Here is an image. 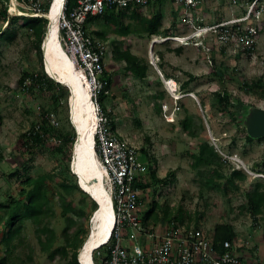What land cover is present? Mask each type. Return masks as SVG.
Listing matches in <instances>:
<instances>
[{
	"label": "rangeland",
	"instance_id": "rangeland-1",
	"mask_svg": "<svg viewBox=\"0 0 264 264\" xmlns=\"http://www.w3.org/2000/svg\"><path fill=\"white\" fill-rule=\"evenodd\" d=\"M0 6L7 7L3 1H0ZM13 10H15L14 7L10 8L11 13H15ZM141 10L140 18H150L161 13V29L165 30L172 27L173 15L178 17L177 20L182 18L184 9L167 1L163 5L148 6ZM202 11L199 15L203 17L202 13L207 14L208 24L230 19L236 13L240 14L239 8L231 9L224 0H207ZM131 15H133L132 12ZM11 17L8 14L10 22ZM140 18L139 20H134L130 16L126 18V23L131 27L129 34L124 37L115 33L117 29L113 25L105 26L104 19L94 23L90 31L105 30L108 37V41L104 44L107 50L105 67L112 77L113 85L111 94L104 100L103 105L112 112L114 129L138 148L148 168L154 165V162H148L145 153L142 152L143 148L147 150L150 157H154L158 178H164L167 172L173 171L175 174L174 181L158 188L156 194L151 190L145 194L143 199L145 204L141 215L144 216L150 210L152 202L156 201L170 214H175L181 209L184 215L192 217V222L197 214L201 215L199 228L209 235L213 234L216 224L229 222L235 227L234 243L239 247L247 246L254 250L259 240L264 237V215L255 223L249 215L241 214L239 207L246 201L243 191L259 181L257 179L259 177L249 175L244 166L249 169L253 164H261L264 156V141L259 142L256 139L253 143L246 142L238 132V123L246 128L247 120L253 112L257 109L264 110V100L259 99L257 95L248 97L240 90L243 82L259 77L264 78V30L260 32L255 51L249 56L247 53L240 52L239 55L234 47L223 46L211 39L214 37L200 41L198 45L177 41L161 42V36L157 35L146 37L147 35H143L144 31L140 26ZM19 20L14 23L17 29L26 19L19 18ZM178 23L181 22L176 21L177 29L174 30L173 35L176 32L187 34V27L184 24H180L179 27ZM262 23L264 24V20ZM6 26L7 22L0 21V27L4 29ZM116 44L121 50L129 48L133 54L146 62L148 66L146 79L139 80L123 72L124 64L117 63L113 58L112 51ZM179 47L183 48L180 55L168 50ZM161 54L163 55L161 61L154 65L151 57L154 55V58H159ZM160 63L163 64V69L159 68ZM26 70L38 71V58L32 49L31 39L28 38L26 32L19 29L17 38L12 44L4 40L0 41V156H2L0 158V202H4L9 193L15 196L18 194L19 182L14 178L9 179L6 174L11 171L7 169L8 166L15 167L23 161V157L18 153L20 134L28 130L34 121L38 122L37 119L43 107L50 108V102L46 97L40 98V96L22 93L18 81ZM214 71L218 74L214 75ZM190 76L195 77V80L186 88L187 93H185L181 90V85L187 82ZM222 76H225L224 82L221 79ZM169 79L176 81L177 92H172L167 86L166 82ZM64 88L66 91L62 93L64 97L60 108L56 110L57 116L53 113L58 121L56 126L63 125L67 131L73 129L76 134L70 121V90L67 87ZM220 88H226L232 94L235 105L237 101L234 99H244L246 106L237 112L238 117L235 123L227 114L222 115L218 107L213 104V92ZM162 94L163 97H161ZM66 95H68L67 102ZM201 99L206 102L204 108L200 105ZM181 104H184L195 121L203 122L205 131L199 139L189 137L182 130L180 122L184 119V113ZM163 109L169 114L177 111L176 117L169 116L170 121L174 118L173 122L166 121ZM232 138H236V146L233 149L230 148ZM202 141L213 145L223 157L229 152L233 154L230 156L238 160L229 159L222 173L229 176L236 168L247 174L249 178L247 182L241 184V191L233 192L225 197L201 185L203 176L192 168L191 154ZM53 143L51 141L47 146ZM72 150L73 147L71 153ZM30 164L31 167L43 172H53L57 168L55 160L49 156L48 151H44V154H36ZM262 170L264 171L263 167ZM70 171H72L71 165ZM30 173L35 174L33 169ZM147 176H149V171ZM60 180L61 178L56 179L58 182ZM83 198H85V211L90 213L93 210L90 197L87 199L76 194L69 199L78 204ZM53 209L57 217L51 221V225L56 234L60 236L65 227V220L59 216L62 206L58 197L55 199ZM155 219L158 220L155 224L158 228L155 229L160 232L162 229L159 223L163 221L162 224H166L160 210L153 216L152 221L154 222ZM90 221L91 218L89 221L84 219L79 221V224L83 223L88 233L91 229ZM153 222L150 225L154 226ZM19 239L23 242L19 245L18 240L14 241L17 247L10 256V264H21L22 262L25 264H67L65 260L58 259L52 262L41 253L34 236V227L30 223L26 224ZM263 244L264 239L261 240V248L258 252L260 254L264 253ZM4 250L5 247L2 245L0 256ZM103 251L104 249L101 250L102 254H104ZM28 256L32 259L28 260ZM96 256L99 257L98 253L94 252L93 257Z\"/></svg>",
	"mask_w": 264,
	"mask_h": 264
},
{
	"label": "trees",
	"instance_id": "trees-1",
	"mask_svg": "<svg viewBox=\"0 0 264 264\" xmlns=\"http://www.w3.org/2000/svg\"><path fill=\"white\" fill-rule=\"evenodd\" d=\"M163 0H159L153 5H163ZM75 5L74 0H68V7ZM151 5V6H153ZM142 7L137 6L133 9L128 8L119 12L108 11L102 16L89 17L85 24V29L91 37H95L100 40L103 44L108 41V37L105 30L90 31V28L100 19L106 21L105 26L113 25L117 29L120 36H127L130 32V24L126 23V18L131 17L134 20H139L140 12ZM201 9L200 12L202 11ZM131 12L133 15H131ZM135 13V14H134ZM184 13V10L183 12ZM203 16L207 14L202 13ZM24 18V17H23ZM177 16L173 15L172 27L162 30V16L161 13L146 18H140V26L143 28L146 37L157 35L161 37L173 36L174 30L177 29L176 21ZM26 20L22 21V24L17 28L14 25L15 22L20 21L18 17H11L8 21V14L6 8L0 6V21L5 23L7 26L3 29L0 27V41L4 40L9 44L15 42L19 29L22 32H26L29 39L32 41V49L36 53L38 58L39 70L30 71L26 70L22 73L18 84L22 88V93L25 95H36L40 98L46 97L50 102V108H44L41 110V114L37 119L38 122L34 121L30 128L20 134L18 142V153L23 157L21 164H16L15 167L8 166L6 176L9 179H16L19 182L18 194L12 195L9 193L4 202H0V247L4 245L5 250L0 256V264H10V256L17 247L14 243L18 240V244H22L21 232L25 228L26 224L30 223L34 227V236L40 247V251L47 257L48 260L54 262L58 260H65L67 264H79L78 255L88 239L89 233L84 228L81 221H89L93 211L97 209V204L89 198L78 186L76 177L70 171L71 163V148L73 147L76 134L73 131H67L63 125L54 126L50 115L56 114V110L60 108L61 100L64 97L66 90L63 86L57 84L52 80L44 71V61L42 44L46 35V29L48 22L44 18H31L25 17ZM179 24V23H178ZM14 25V26H13ZM14 27V29H11ZM264 30V24L261 23L260 32ZM169 42V41H167ZM225 46V45H223ZM226 48V47H224ZM256 48V46H255ZM169 51L176 52L178 55L182 54L183 48L179 47L176 49H168ZM255 51L246 52L249 56ZM241 53V52H240ZM239 53V55H240ZM113 58L117 63H123L122 70L125 74H131L134 78L144 80L147 77L148 66L146 62L139 56L133 54L129 48L121 50L116 44L112 51ZM238 55V56H239ZM163 55L159 57L161 61ZM159 68L163 69V64H159ZM163 74V72H162ZM214 75L218 74L214 71ZM168 76V75H166ZM223 82L225 76H222ZM105 87L99 94V103L105 114L111 120L113 126L112 112L109 111L104 105V100L110 96L113 81L109 72L105 70L101 78ZM195 77L190 76V79L181 85V90L187 93L186 88L190 85ZM240 90L246 96L257 95L259 99L264 100V78L259 77L252 81L243 82ZM189 92V91H188ZM163 97V94L162 96ZM214 106L218 107V111L225 115L230 116L232 122H237V112L246 106L243 102L244 99H234L237 101L236 105L233 101V96L225 88L213 92ZM67 102L68 95L65 96ZM200 105L202 108L206 107V102L201 99ZM183 109L184 119L181 120L180 125L182 130L191 138L199 139L202 133L205 131L203 122L195 121L193 116L189 113L188 109L181 104ZM180 108V109H181ZM54 113V114H53ZM54 116V117H55ZM1 121V117H0ZM238 132L241 134L245 141L253 143L254 139L251 137L244 125L238 123ZM53 141L54 143L50 146L48 143ZM147 141V139H146ZM257 141H264V138L257 139ZM236 146V138H232L231 149ZM44 151H48L49 156L56 162V170L53 172H43L38 168L31 167V161L36 154H44ZM143 154L149 163L152 161L154 165L149 167V176L143 182L138 183L144 191H152L156 194L158 188L166 186L168 183L174 181V172H167L164 178H158L156 171V162L154 157H150L147 150L143 148ZM228 156L233 155L227 153ZM192 156V168L198 171V174L203 176L201 185L204 188L215 190L227 197L233 192H239L242 189V185L248 180L247 174L241 169H233L229 176L222 173V169L227 166L228 159L223 157L218 150L207 141H202L198 144L195 151L191 154ZM2 158V156H0ZM264 156L261 160V164H253L249 169L255 173H264ZM34 170L35 174L32 175L30 172ZM57 178H61L58 182ZM255 179V178H254ZM256 181L250 186L249 189L243 191L245 202L239 207L241 214H247L252 217L255 223L258 222L260 217L264 215V180L257 178ZM50 182L52 184H50ZM56 190V192H55ZM80 194L87 199H90L93 210L90 213L85 211V198L80 203L75 204L70 197ZM86 195V196H85ZM62 206V210L59 214L60 217L65 220V227L58 236L51 225V221L57 217L53 206L56 198ZM163 213V219L166 223H174L176 226H188L191 224L196 229H200V222L202 216L197 214L192 222V217L184 215L182 210L179 209L175 214H170L169 211L162 207L156 202H152L150 210L142 216L143 226L145 228H156L157 219L153 222V216L157 211ZM153 222L154 226L150 225ZM163 222V221H161ZM79 224V225H78ZM213 242L217 251H222V246L225 242H235V227L229 222H223L216 224L213 229ZM106 246H104L105 250ZM244 247H238V250L242 252ZM28 260L32 259L31 256L27 257ZM95 264H101L100 257L93 258ZM21 264H25L22 262Z\"/></svg>",
	"mask_w": 264,
	"mask_h": 264
},
{
	"label": "built area",
	"instance_id": "built-area-1",
	"mask_svg": "<svg viewBox=\"0 0 264 264\" xmlns=\"http://www.w3.org/2000/svg\"><path fill=\"white\" fill-rule=\"evenodd\" d=\"M5 3L9 14L48 19V13L55 0H0ZM68 7L64 0L58 15V39L64 52L76 63L78 70L89 79L90 96L95 106V153L104 170V181L111 197L114 226L112 237L102 254L97 250L101 264H245L242 252L234 242H225L222 251H217L213 237L193 225L180 226L174 223L163 225L162 231L143 226L141 210L144 191L138 186L148 176L147 162L132 143L121 136L99 103V94L105 87L101 79L105 70L106 47L88 35L85 24L89 17H98L108 11L119 12L141 6L146 8L159 0H74ZM182 7L184 13L180 24H184L187 34L176 32L170 37H161V42L177 41L198 45L201 39L211 38L225 46H232L237 53L253 51L260 35L264 20V0H224L231 8H239L240 14L233 15L214 24H208L206 16L199 13L207 0H163ZM14 7L15 13L10 8ZM20 7V9H19ZM18 8V10H17ZM153 64L159 58L151 57ZM172 80L166 82L170 88ZM175 91L177 85L174 83ZM178 109V108H177ZM166 121L173 116L163 109ZM52 124L57 119L50 115ZM174 120V118H173ZM218 150V149H217ZM228 160L233 156H224ZM252 177L264 180V173H254L244 166ZM143 203V204H142Z\"/></svg>",
	"mask_w": 264,
	"mask_h": 264
},
{
	"label": "bare ground",
	"instance_id": "bare-ground-1",
	"mask_svg": "<svg viewBox=\"0 0 264 264\" xmlns=\"http://www.w3.org/2000/svg\"><path fill=\"white\" fill-rule=\"evenodd\" d=\"M63 1L55 0L47 16L49 25L43 46L44 60L48 74L70 90L71 121L78 132L73 170L79 175L83 190L99 204L94 211L91 236L80 251L82 264H95L93 252L110 240L114 214L111 197L105 186V172L94 149L95 106L89 93L91 83L85 73L78 70L75 61L64 52L58 39V15ZM174 88V81H171L172 92Z\"/></svg>",
	"mask_w": 264,
	"mask_h": 264
},
{
	"label": "water",
	"instance_id": "water-1",
	"mask_svg": "<svg viewBox=\"0 0 264 264\" xmlns=\"http://www.w3.org/2000/svg\"><path fill=\"white\" fill-rule=\"evenodd\" d=\"M43 46H44V43L42 45V51H43V55H44ZM44 64H45V60H44ZM46 72H47V70H46ZM246 129H247L248 134L251 137H253L254 139L264 138V110L257 109V110H255L253 112L252 116L250 118H248V120H247ZM77 141H78V134H77V137H76V142H75L74 147H73V154H72V159H71V170H72L71 172H72L73 175H75L79 179V175L76 174L74 172V170H73V164H74V160H75V153H74L75 151H74V149H75V145H76ZM78 185L80 186V189L83 192L87 193L86 191L83 190V188L81 186V183H80V179H79ZM87 195H89L90 198L94 202H96L98 204V202L95 199H93L90 194L87 193ZM98 206H99V204H98ZM92 220L93 219H91V222H92ZM91 232H92V230H91ZM90 236H91V233H90L89 237ZM84 245H83V248H84ZM78 263L82 264V262L80 261V254L78 255Z\"/></svg>",
	"mask_w": 264,
	"mask_h": 264
},
{
	"label": "crops",
	"instance_id": "crops-1",
	"mask_svg": "<svg viewBox=\"0 0 264 264\" xmlns=\"http://www.w3.org/2000/svg\"><path fill=\"white\" fill-rule=\"evenodd\" d=\"M160 223H159V225L161 226V229H162V226L165 224H162V222H160ZM157 228L158 227H156V229ZM263 239H264V237L259 240V242L257 243L256 249L252 250V248H249L246 246L242 250V255H243V259H244L245 264H264V253H262V254L258 253L260 248H261V240H263ZM262 246H264V244Z\"/></svg>",
	"mask_w": 264,
	"mask_h": 264
},
{
	"label": "clouds",
	"instance_id": "clouds-1",
	"mask_svg": "<svg viewBox=\"0 0 264 264\" xmlns=\"http://www.w3.org/2000/svg\"><path fill=\"white\" fill-rule=\"evenodd\" d=\"M7 11V10H6ZM9 14V13H8ZM237 14V13H236ZM9 15H11L12 17H14V16H16V17H18V18H25L26 16H20V15H13V14H9ZM31 18H38V17H31ZM44 18V17H43ZM44 19H46V18H44ZM47 20V22H48V25H49V19H46ZM48 25H47V29H46V34H47V30H48ZM45 38H46V35H45ZM45 38H44V41H45ZM203 40H205V38L204 39H201V41H203ZM44 41H43V43H44ZM165 42H167V41H165ZM43 45V44H42ZM43 52V51H42ZM43 61H44V55H43ZM44 69H46L45 68V64H44ZM45 73L48 75V77H50L52 80H54L56 83H57V81L55 80V79H53V77H51L49 74H48V72H46V70H45ZM169 80H172V81H174V83H176V81L174 80V79H169ZM57 84H59V85H61V86H63V87H66V86H64V85H62V84H60V83H57ZM176 85H177V83H176ZM71 112V111H70ZM175 114H173L174 115V117H176V115H177V111L176 112H174ZM70 121H71V115H70ZM174 121V120H173ZM172 121V122H173ZM71 124H72V126L74 127V125H73V123H72V121H71ZM74 129H75V127H74ZM75 131H76V129H75ZM77 131H76V137H77ZM75 142H76V140H75ZM75 144V143H74ZM73 147H74V145H73ZM72 154H73V150H72ZM71 159H72V157H71ZM70 165H71V163H70ZM250 171H252L251 169H249ZM253 172V171H252ZM72 173V172H71ZM75 176V175H74ZM148 178V177H147ZM77 184H78V178H77ZM79 186V185H78ZM79 188H80V186H79ZM85 193V192H84ZM85 194H87V193H85ZM89 196V195H88ZM90 197V196H89ZM96 203V202H95ZM97 204V203H96ZM97 207H98V204H97ZM93 216H94V212H93V215H92V217H91V219H93ZM90 223L92 224V222L90 221ZM90 233H91V229H90ZM89 237V236H88ZM111 237H112V234H111ZM111 237H110V239H111ZM110 241V240H109ZM108 241V242H109ZM108 242L107 243H104L103 245H101V246H99L97 249H95V251L94 252H96L97 250H100V249H103L104 248V246H107V244H108ZM85 244V243H84ZM83 248V247H82ZM93 252V253H94ZM80 254V253H79ZM93 256V255H92ZM94 258V257H93Z\"/></svg>",
	"mask_w": 264,
	"mask_h": 264
}]
</instances>
